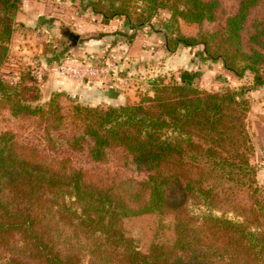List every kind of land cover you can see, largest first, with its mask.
<instances>
[{
    "label": "trees",
    "instance_id": "obj_1",
    "mask_svg": "<svg viewBox=\"0 0 264 264\" xmlns=\"http://www.w3.org/2000/svg\"><path fill=\"white\" fill-rule=\"evenodd\" d=\"M143 1L146 11L133 24L126 6L93 10L103 18L122 16L136 28L159 8L201 23L215 20L218 6L217 0ZM258 1L241 0L218 31L165 34V49L201 45L207 59L220 60L234 76L251 74V89L263 86L264 19L251 24L256 47L242 43ZM21 4L0 0V66ZM27 76L30 86L0 77V107L38 127L22 141L12 130L0 132V264H264V186L251 158L250 87L206 91L191 81H157L137 103L102 107L63 91L40 103L37 81ZM60 96L74 102L67 111ZM117 151L142 178L86 169L72 158L85 152L92 162L108 163ZM142 218L156 228L139 246L127 229Z\"/></svg>",
    "mask_w": 264,
    "mask_h": 264
},
{
    "label": "rangeland",
    "instance_id": "obj_2",
    "mask_svg": "<svg viewBox=\"0 0 264 264\" xmlns=\"http://www.w3.org/2000/svg\"><path fill=\"white\" fill-rule=\"evenodd\" d=\"M217 1L218 6L213 21L204 20L201 23H189L182 19L176 20L171 16L168 8H159L141 27L131 28V24L126 22V18L122 16L103 18L93 10V5L100 4L106 10H109L111 5L126 6L133 24L137 15L146 11V2L143 0H22L15 18L17 25L8 43L7 56L0 66V77L12 85L30 86L32 81L27 79L29 72L37 81L36 95L40 103L49 101L53 92L63 91L83 105L116 106L119 105L116 104L117 101H110V99L101 102L99 99L91 101L90 96L87 95L76 98L64 90H52L46 84L48 72H54L55 75L63 77L59 75L57 67L67 58H72L79 64L87 61V63L104 65L109 62L113 54L117 63V76L113 80L110 78L111 76L106 79L115 82L118 76L127 74L126 65L128 62L129 67L135 66L130 62L133 57L127 56L131 52L130 55L139 57L141 70L131 92L120 101L124 104L137 103L157 81L164 83L191 81L195 86L206 91L250 87L247 91L249 100L247 125L254 146L251 158L257 168V182L264 186V175L261 171L264 170V144L258 145L256 148L254 140L256 133L264 135V85L251 89V74L246 73L242 77L234 76L222 67L220 60L207 59L202 52L201 45L184 48L179 46L180 49L173 52L163 49L165 34L172 37L175 32H179L183 36L195 37L199 33L220 30L224 26L226 18L237 10L241 0ZM20 11L21 13H19ZM258 19H264V0H259L248 12L245 28L242 30V43L247 50L256 47L249 41V35L252 32L253 20ZM106 31L107 34L110 33L112 36L115 35L122 39L125 45L132 42V38L138 31H141L142 38L132 44L138 46L136 47L138 49H108L106 53L100 55L90 54L84 49H77V46L85 42L92 34L101 37L106 34ZM68 32L78 35L75 45H72L71 40L68 39L66 35ZM151 47L156 49H151ZM123 61H127V63L123 64ZM36 71H41V79H37L35 76ZM23 77L26 79L22 81ZM35 93L32 92V95ZM59 100L64 111L70 109L74 103L65 96H60ZM8 129L16 132L20 141L28 138L29 134L33 135L32 138L38 134L37 123L34 119L25 116L14 117L9 110L0 107V132ZM123 156L120 151L112 152L108 163H95L88 158L85 152L72 153V158L77 166L90 170L104 168L109 171L110 175L117 177L142 178L144 173L137 169L129 158L127 160ZM191 209L197 213L204 210L203 207L195 205H191ZM215 214L222 213L215 212ZM227 216L233 217L231 213ZM129 226L127 230L135 242L139 243V246L148 243L152 236L151 229L156 228V224H153L148 218L130 221ZM169 236V232L164 231V237Z\"/></svg>",
    "mask_w": 264,
    "mask_h": 264
},
{
    "label": "crops",
    "instance_id": "obj_3",
    "mask_svg": "<svg viewBox=\"0 0 264 264\" xmlns=\"http://www.w3.org/2000/svg\"><path fill=\"white\" fill-rule=\"evenodd\" d=\"M19 13H21V11ZM141 34H142L141 31H138V33L132 38V42H128V44L126 45L122 39H119V37L115 35L112 36V34L110 33L107 34V31L106 34H103L101 37L94 36L92 34L87 40H85V42L79 44V46H77V49H84L86 50L85 52L88 51V53L90 54L93 53L98 55L106 53L108 49L135 50L138 49L136 48L138 46L132 44L137 42V40H139L140 38H142ZM151 49H156V48L151 47ZM163 49H165L164 42H163ZM177 49H180V47H178ZM130 53L131 52H129L127 56L133 57L132 61L130 62H132L131 65L134 64L135 66L129 67V62L127 63V61H123V64L127 63L126 65L127 66L126 69L128 70L126 72L127 74H121L120 76L117 77L115 82L108 81L106 78L101 81H86V80L81 81L68 77H60L58 75H55L54 72H48V78L46 84L50 86L52 90H64L76 98H80L81 95H87L90 96L91 101L94 100L96 101L99 99L101 102L102 100L110 99V101H117L116 104H123L120 101H122V99L124 98V96H126V94H129L131 92V88L134 86V82H136L137 80L136 77H138L139 72L141 70V66L139 63L140 59H138L139 57L133 54L130 55ZM120 90H124L126 92H121ZM254 140L257 148L258 145L264 144V135H260L259 133H256ZM261 171L262 174L264 175V170Z\"/></svg>",
    "mask_w": 264,
    "mask_h": 264
},
{
    "label": "built area",
    "instance_id": "obj_4",
    "mask_svg": "<svg viewBox=\"0 0 264 264\" xmlns=\"http://www.w3.org/2000/svg\"><path fill=\"white\" fill-rule=\"evenodd\" d=\"M109 62L104 65L93 63H78L72 58L65 59L58 67L57 71L59 75L63 77H69L86 81H101L109 76L115 78L117 76V63L112 54ZM37 79L42 78L41 71H36Z\"/></svg>",
    "mask_w": 264,
    "mask_h": 264
},
{
    "label": "water",
    "instance_id": "obj_5",
    "mask_svg": "<svg viewBox=\"0 0 264 264\" xmlns=\"http://www.w3.org/2000/svg\"><path fill=\"white\" fill-rule=\"evenodd\" d=\"M66 35H67L68 39L71 40L72 45H75L77 42V39H78V35L72 34L70 32H68Z\"/></svg>",
    "mask_w": 264,
    "mask_h": 264
}]
</instances>
